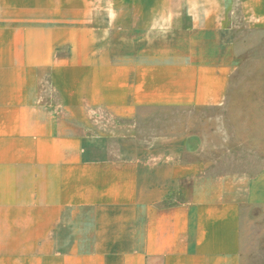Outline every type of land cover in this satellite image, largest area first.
Returning <instances> with one entry per match:
<instances>
[{
    "label": "crops",
    "instance_id": "crops-1",
    "mask_svg": "<svg viewBox=\"0 0 264 264\" xmlns=\"http://www.w3.org/2000/svg\"><path fill=\"white\" fill-rule=\"evenodd\" d=\"M239 18L264 0H0V264H241L264 165L222 169Z\"/></svg>",
    "mask_w": 264,
    "mask_h": 264
},
{
    "label": "rangeland",
    "instance_id": "rangeland-1",
    "mask_svg": "<svg viewBox=\"0 0 264 264\" xmlns=\"http://www.w3.org/2000/svg\"><path fill=\"white\" fill-rule=\"evenodd\" d=\"M239 67L232 79L228 100L199 111H175L170 119L160 113L146 124L160 131L189 125L217 129L210 138L224 158L222 169L255 173L264 165V28L239 18L235 32ZM241 264H264V206L247 205L242 213Z\"/></svg>",
    "mask_w": 264,
    "mask_h": 264
}]
</instances>
